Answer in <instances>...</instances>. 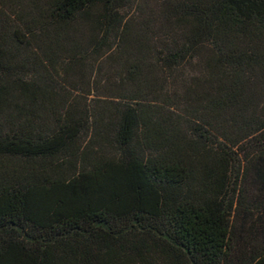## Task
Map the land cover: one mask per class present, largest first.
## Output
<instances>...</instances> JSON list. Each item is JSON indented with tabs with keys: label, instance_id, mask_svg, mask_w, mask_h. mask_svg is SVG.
<instances>
[{
	"label": "trees",
	"instance_id": "1",
	"mask_svg": "<svg viewBox=\"0 0 264 264\" xmlns=\"http://www.w3.org/2000/svg\"><path fill=\"white\" fill-rule=\"evenodd\" d=\"M143 1L0 0V264H264V0Z\"/></svg>",
	"mask_w": 264,
	"mask_h": 264
},
{
	"label": "rangeland",
	"instance_id": "2",
	"mask_svg": "<svg viewBox=\"0 0 264 264\" xmlns=\"http://www.w3.org/2000/svg\"><path fill=\"white\" fill-rule=\"evenodd\" d=\"M24 1V4H26L29 0H23ZM156 2L157 0H144L143 3L145 4L143 7H142V11L143 13L141 15H148L150 14L152 11H154V8H156ZM135 8L132 7L130 10H129V13L130 14H135ZM137 14V13H136ZM138 19V23L141 22V18H137ZM259 236V235H258ZM257 236V237H258ZM256 237V238H257ZM243 242V241H242ZM255 243H259V245H264V234H261L258 238H257V241H254ZM239 249V250H238ZM248 249L247 247V244L245 245V243H240L238 246H237V250L236 251V254L238 255H243L244 252H246V250Z\"/></svg>",
	"mask_w": 264,
	"mask_h": 264
}]
</instances>
